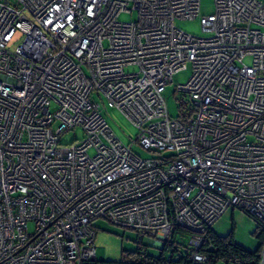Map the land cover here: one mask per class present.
Listing matches in <instances>:
<instances>
[{"label":"built area","instance_id":"obj_1","mask_svg":"<svg viewBox=\"0 0 264 264\" xmlns=\"http://www.w3.org/2000/svg\"><path fill=\"white\" fill-rule=\"evenodd\" d=\"M213 2L0 0V264H88L100 218L158 246L181 227L196 250L229 208L264 231V0ZM188 65L171 116L163 92Z\"/></svg>","mask_w":264,"mask_h":264},{"label":"rangeland","instance_id":"obj_2","mask_svg":"<svg viewBox=\"0 0 264 264\" xmlns=\"http://www.w3.org/2000/svg\"><path fill=\"white\" fill-rule=\"evenodd\" d=\"M201 14L206 15L214 11L213 0H200ZM136 18V12L132 14L122 13L119 17L122 21H130ZM175 25L190 34L195 36H205V33L201 30L198 19L193 20H179L175 21ZM17 44V40L10 45L14 48ZM245 63L250 62V58L244 59ZM131 70V68H126ZM191 74L190 65L185 70L179 71L173 75V82L169 83L163 92V96L166 99V105L171 116H177L179 114L177 102L179 99L188 100L187 96L182 95L180 92L175 91V87L178 83L183 84L187 81ZM101 113L106 119L108 125L113 130L115 135L125 144H129L136 138L137 131L133 128L121 114L107 106H101ZM82 132L80 129L65 133L61 137V142L66 144L74 141L75 139H81ZM133 149L142 156L152 155L149 152L143 151L137 144L133 145ZM96 229L95 239V260L90 264H107L106 261L112 263L121 264L123 254L134 252L138 246L137 241L140 239L142 245H144L148 254L158 253V244L156 239L151 235L138 234L135 230L125 228L106 219H97L93 223ZM213 230L222 236L233 233V238L239 244L245 246L250 250L256 249L259 244V239L253 233L256 228L254 220L243 213L239 209H228L212 226ZM131 257V256H130ZM129 258V256H128ZM216 264H223L218 261Z\"/></svg>","mask_w":264,"mask_h":264},{"label":"trees","instance_id":"obj_3","mask_svg":"<svg viewBox=\"0 0 264 264\" xmlns=\"http://www.w3.org/2000/svg\"><path fill=\"white\" fill-rule=\"evenodd\" d=\"M183 95V94H182ZM188 100L179 99L177 102L178 111L185 110ZM230 209V208H229ZM232 209V208H231ZM235 209V208H233ZM256 224L255 236L259 239V244L254 250L236 242L233 233L222 236L217 234L212 226L208 227L203 243L196 250L190 243L191 233L181 227L175 226L169 237L158 249L157 254H148L144 245L137 241L138 246L134 252L123 254L121 264H216L218 261L223 264H257L260 257L259 253L264 246V231ZM95 228V227H94ZM141 236L149 235L147 232L136 231ZM197 252L207 256L206 263H199L193 260V254ZM129 256V258H128ZM131 256V257H130ZM92 263V262H90ZM88 263V264H90ZM107 264H114L106 261ZM116 264V263H115Z\"/></svg>","mask_w":264,"mask_h":264},{"label":"water","instance_id":"obj_4","mask_svg":"<svg viewBox=\"0 0 264 264\" xmlns=\"http://www.w3.org/2000/svg\"><path fill=\"white\" fill-rule=\"evenodd\" d=\"M159 249L161 248V246L160 247H158ZM95 260V258L91 261V262H93Z\"/></svg>","mask_w":264,"mask_h":264},{"label":"crops","instance_id":"obj_5","mask_svg":"<svg viewBox=\"0 0 264 264\" xmlns=\"http://www.w3.org/2000/svg\"><path fill=\"white\" fill-rule=\"evenodd\" d=\"M232 210H234V209H232Z\"/></svg>","mask_w":264,"mask_h":264}]
</instances>
